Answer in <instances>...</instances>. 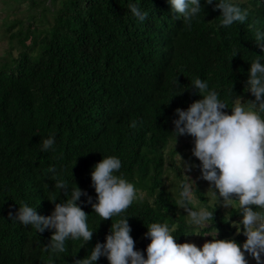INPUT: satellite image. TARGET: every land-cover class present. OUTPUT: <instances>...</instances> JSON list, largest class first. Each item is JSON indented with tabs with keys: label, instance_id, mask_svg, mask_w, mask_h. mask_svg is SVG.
<instances>
[{
	"label": "trees",
	"instance_id": "1",
	"mask_svg": "<svg viewBox=\"0 0 264 264\" xmlns=\"http://www.w3.org/2000/svg\"><path fill=\"white\" fill-rule=\"evenodd\" d=\"M48 1L39 16L49 11L50 18L40 26L19 23L11 34L19 52L0 65V264H76L105 242L111 223L125 217L135 249L145 257L150 242L145 233L153 222L175 229L177 243L196 229L201 235L218 230L216 238L241 245L246 237L242 225L237 234L241 216L235 203L228 209L208 204L198 183L183 175L182 162L174 157L181 148L173 146L172 121L176 108L186 110L201 99L192 83L197 77L217 91L228 114L238 100L245 106L254 100L246 82L252 60L260 55L264 63L255 44L256 30L264 32V0H230L248 16L227 27L220 26V10L200 0L202 11L191 28L168 0ZM40 2L30 0V6ZM129 3L139 4L147 19L137 20ZM50 136L55 144L42 150ZM180 138L194 147L192 136ZM107 156L121 160L115 174L135 186L137 199L120 216L102 220L82 196L77 203L88 214L91 241L69 239L64 253L44 251L53 229L39 233L10 219L22 203L51 215L49 199L65 203L76 186L94 203L91 171ZM190 158L200 173V161ZM57 178L68 181L66 194L55 187ZM181 182L191 185L200 206L213 211L206 225L188 223L186 210L177 204ZM187 206L198 209L192 201ZM94 264L109 262L101 256Z\"/></svg>",
	"mask_w": 264,
	"mask_h": 264
},
{
	"label": "clouds",
	"instance_id": "2",
	"mask_svg": "<svg viewBox=\"0 0 264 264\" xmlns=\"http://www.w3.org/2000/svg\"><path fill=\"white\" fill-rule=\"evenodd\" d=\"M168 3L171 11L177 18L182 17L188 28L202 11L200 0H168ZM205 3L212 5L213 10H220L222 27L237 22L242 24L247 19V10H242L230 0L215 3L205 0ZM128 8L140 22L147 19L148 12L141 10L139 4L129 3ZM255 44L264 52V32L259 29L255 32ZM237 53L234 50L232 57ZM192 83L201 99L193 101L186 110L175 109L177 118L172 121L175 141L182 135L194 138L192 154L200 161L201 178L216 190L217 203L226 206L235 203L241 219L237 222L239 228L235 224L233 226L240 234L242 225V234L246 237L243 244L239 245L235 239L216 238L218 230L200 247L192 242L177 243L172 235L175 229L153 222L145 233L150 238L145 257L135 249L125 217L111 223L105 242L96 243L90 255L76 261V264H94L101 256L106 257L109 264H248L246 253L256 264H264V119L260 115L264 113V63H261L260 55L252 60L246 84L254 100H248L247 106L242 100L235 103L231 114L224 111L228 105L218 98L217 91L209 89L206 81L197 77ZM136 126L137 122L133 121L131 127ZM54 144L55 138L50 136L42 141V150L47 151ZM121 167V160L115 156H107L94 165L91 171L96 193L94 203L87 191L76 186L71 189V196L65 203L49 199L54 203L51 215H39L35 208L22 203L15 216L9 213V217L22 225H31L39 233L53 229L50 243L45 245L44 251L50 249L52 253H64L69 239L87 243L94 231L89 230L88 214L77 203L82 196L102 220L120 216L137 199L135 186L123 174H115ZM181 167L191 171L195 165L184 163ZM55 187L65 194L69 190L68 181L62 178L56 179ZM180 188L177 204L186 210L190 225L204 226L213 220V211L203 207L194 210L187 206L194 199L191 185L181 182ZM217 193L222 200H218Z\"/></svg>",
	"mask_w": 264,
	"mask_h": 264
},
{
	"label": "rangeland",
	"instance_id": "3",
	"mask_svg": "<svg viewBox=\"0 0 264 264\" xmlns=\"http://www.w3.org/2000/svg\"><path fill=\"white\" fill-rule=\"evenodd\" d=\"M237 1L247 2L248 0ZM42 2L43 3L40 2L35 6H30V0H0V65L8 62L11 57H15L19 52L20 47L17 46V39L11 37L12 32L18 31L20 27L19 23H22L24 27L28 24V22H34L36 23V25L40 26L42 25L40 20L43 21V19L45 18H50L49 11L45 13V16H39V11L41 10V8L45 4L50 3L48 0H42ZM32 16L35 17L32 19ZM13 24L17 25L8 30V27L13 26ZM12 45L14 47L13 49H11ZM237 102H241V100H238ZM183 142H186L188 145H182ZM170 145L171 143L169 144V146ZM173 146L181 148L179 151H176L177 153L174 156L176 160H180V155L182 158V161L180 160L182 164L193 163L190 158L193 155V147L191 143H188V140L186 138H180L179 140H176L175 142H173ZM182 172L188 177V179H192L195 183H198L200 190L206 196V202L208 204L217 203L216 196L214 195V192L216 190L214 188H210L212 186H210L207 181L201 178V174L195 167H192L191 171H186L182 167ZM140 194L143 195V192H140ZM193 196L194 199L191 200L192 203L197 205L198 209L201 208L202 206L199 205L200 202L198 197L195 194H193ZM217 197L218 200H222V198H219L218 193ZM217 204L220 206V208L228 209L231 203L229 204V206H226L223 203ZM213 235L214 234L212 233L201 235L195 229V232L187 238L186 242L195 243L198 247H200L206 240H211ZM246 256L248 259V264H256V261L251 256H248L247 254Z\"/></svg>",
	"mask_w": 264,
	"mask_h": 264
}]
</instances>
